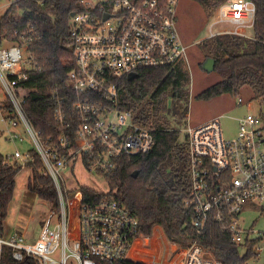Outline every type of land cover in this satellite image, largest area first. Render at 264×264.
Instances as JSON below:
<instances>
[{
	"label": "built area",
	"instance_id": "obj_1",
	"mask_svg": "<svg viewBox=\"0 0 264 264\" xmlns=\"http://www.w3.org/2000/svg\"><path fill=\"white\" fill-rule=\"evenodd\" d=\"M178 4L179 0H81L83 9L70 21L74 67L67 75L76 95V116H68L67 98L53 93L56 121L67 129L61 134H43L24 108L22 83L35 68V53L27 42L3 45L8 41H0L4 133L9 141L30 142L25 150L17 148L5 155L2 163L25 169L40 158V173L51 177L58 197V206L46 217L37 240L8 233L5 224L0 228V264L6 249L17 262L115 264L131 260L129 253L136 240L150 236L140 232L139 219L115 199L84 202L77 190L78 203L73 202L67 175L76 176L75 171L84 168L106 180L123 157L154 147L153 127L138 124L132 112L118 108L119 81L147 68L172 70L180 62L187 66L188 47L178 26ZM256 19L254 1L225 0L211 18L208 37L228 34L253 39L250 31L254 32ZM238 102L243 104L244 99L239 97ZM220 117L188 124L184 130L192 187L185 205L194 212L197 236L211 219L244 253L258 254L264 232L246 227L242 214L247 206L254 210L253 206L260 205L264 219V119L262 114L248 113L239 119L236 135L226 137ZM176 246L170 254L164 248L161 257L165 255L167 264H222L197 239ZM140 250L136 252L141 254Z\"/></svg>",
	"mask_w": 264,
	"mask_h": 264
},
{
	"label": "trees",
	"instance_id": "obj_2",
	"mask_svg": "<svg viewBox=\"0 0 264 264\" xmlns=\"http://www.w3.org/2000/svg\"><path fill=\"white\" fill-rule=\"evenodd\" d=\"M133 1L139 3L143 0ZM192 1L200 5L206 17L211 19L225 0ZM252 1L257 6L253 39L225 34L198 43L205 58L216 60L214 71L221 77L198 94L199 99L210 101L226 94L236 97L244 88H249L252 100H264V0ZM82 9L81 0H15L0 17V41L27 42L36 55L35 68L28 72V78L22 83L26 93L24 108L36 128L45 135L67 130L56 121L54 91L67 98L64 108L68 116H76V95L67 82L68 72L74 67L69 34L71 14ZM189 85L190 72L184 62L172 70L167 67L147 68L133 77L122 78L118 108L132 112L138 124L153 127L154 147L147 153L123 157L117 170L106 177L108 191L90 185H82L78 190L84 202L93 203L108 197L124 204L139 219L140 232L145 235H150L155 226L157 231V226H161L171 243L188 245L197 239L222 264H248L257 254L252 250L242 253L219 223L210 219L204 233L197 236L193 225L194 212L185 205L192 189L189 147L182 131L171 127L167 112L169 102H172L184 115L187 107L182 102L188 99ZM262 117L264 119V114ZM4 156L0 154L2 230L15 197L17 177L23 170L20 164L3 165ZM41 167L38 157L27 167L30 170L28 187L57 207L54 182L51 177L40 173ZM136 241L137 250L142 238ZM145 242L151 244L148 239ZM175 250L172 245L171 251ZM3 264L36 263L32 259L17 262L6 249ZM115 264L144 263L123 260Z\"/></svg>",
	"mask_w": 264,
	"mask_h": 264
},
{
	"label": "rangeland",
	"instance_id": "obj_3",
	"mask_svg": "<svg viewBox=\"0 0 264 264\" xmlns=\"http://www.w3.org/2000/svg\"><path fill=\"white\" fill-rule=\"evenodd\" d=\"M13 1L15 0H0V17L4 15ZM177 21L181 36L188 47L187 67L190 72V85L188 99L182 102V105L187 107V111L182 115L177 109L178 105L169 102L168 121L171 127L181 130L182 137H184V130L188 124H200L212 118L223 116L222 118L220 117V122L224 134L226 137H233L238 131L239 119L241 117L248 113L264 114V100H252V91L249 88H244L239 95L244 99L243 104H239V96L234 97L229 94L210 101L199 99L197 97L198 94L221 79L217 72H208L203 68V62L206 58L198 46L200 41L210 35L212 20L206 17L204 10L197 3H194L192 0H179ZM216 30L214 28V31ZM250 33H253V31H250ZM3 45H10V42H4ZM24 55H27V53L24 52ZM5 115L6 113L0 110V154H13L17 148L25 150L30 146V142H12L7 139L4 133L7 124L2 120V117ZM29 174L30 170L27 168L19 173L15 197L11 202L9 213L4 223L8 233L23 234L29 241H35L39 238L46 217L52 210H55V206L53 203L41 199L35 191L28 187ZM75 175H67V185L71 191V199L75 203H78L77 190L82 185H90L101 191H108L107 181L94 172L78 168L75 171ZM252 208L254 210L249 209L247 206L242 214V217L245 219L244 225L264 232V219L261 214L262 207L255 205ZM257 217L258 220L256 219ZM155 227L150 236L145 238L151 241V244L150 242H146L148 245L145 248L143 244L145 239H142V244L138 247V249H142L140 250L142 256L139 255V252H136L131 258V260L133 259L132 261H141L144 264H167L165 259L161 257L164 248L167 249L169 254L172 245L176 247V250L178 249L176 243H168L169 239H166L161 226H157L159 227L158 231ZM163 235L165 238H163ZM261 245L263 249L255 258L249 260L248 264H264V240L261 242ZM241 252L244 253L243 250Z\"/></svg>",
	"mask_w": 264,
	"mask_h": 264
},
{
	"label": "water",
	"instance_id": "obj_4",
	"mask_svg": "<svg viewBox=\"0 0 264 264\" xmlns=\"http://www.w3.org/2000/svg\"><path fill=\"white\" fill-rule=\"evenodd\" d=\"M75 12L71 14L73 16ZM109 15L105 16V19H107ZM216 60L214 58H206V60L203 62V68L207 70L208 72H212L215 69ZM136 175V174H135Z\"/></svg>",
	"mask_w": 264,
	"mask_h": 264
},
{
	"label": "bare ground",
	"instance_id": "obj_5",
	"mask_svg": "<svg viewBox=\"0 0 264 264\" xmlns=\"http://www.w3.org/2000/svg\"><path fill=\"white\" fill-rule=\"evenodd\" d=\"M137 244L138 243L136 241L135 244L133 245L132 249L130 250L129 258H132L135 255V250H136Z\"/></svg>",
	"mask_w": 264,
	"mask_h": 264
},
{
	"label": "crops",
	"instance_id": "obj_6",
	"mask_svg": "<svg viewBox=\"0 0 264 264\" xmlns=\"http://www.w3.org/2000/svg\"><path fill=\"white\" fill-rule=\"evenodd\" d=\"M199 124V123H198ZM194 125H196V124H194Z\"/></svg>",
	"mask_w": 264,
	"mask_h": 264
}]
</instances>
